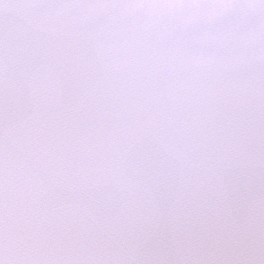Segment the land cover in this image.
<instances>
[{"label": "snow or ice", "instance_id": "snow-or-ice-1", "mask_svg": "<svg viewBox=\"0 0 264 264\" xmlns=\"http://www.w3.org/2000/svg\"><path fill=\"white\" fill-rule=\"evenodd\" d=\"M0 264H264V0H0Z\"/></svg>", "mask_w": 264, "mask_h": 264}]
</instances>
